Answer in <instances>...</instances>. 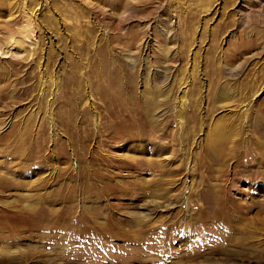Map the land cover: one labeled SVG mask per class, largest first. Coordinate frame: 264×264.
<instances>
[{"label": "rangeland", "instance_id": "374dc122", "mask_svg": "<svg viewBox=\"0 0 264 264\" xmlns=\"http://www.w3.org/2000/svg\"><path fill=\"white\" fill-rule=\"evenodd\" d=\"M0 121V264H264V0H0Z\"/></svg>", "mask_w": 264, "mask_h": 264}, {"label": "bare ground", "instance_id": "6f19581e", "mask_svg": "<svg viewBox=\"0 0 264 264\" xmlns=\"http://www.w3.org/2000/svg\"><path fill=\"white\" fill-rule=\"evenodd\" d=\"M64 117H62L63 118V121H65L66 123H68V121H69V123L71 122V118L70 117H67V116H65V115H63ZM52 121V120H51ZM0 130L2 129V127H3V125H4V122L3 121H0ZM51 124L52 125H55L56 123L55 122H51ZM73 125V124H72ZM69 140V139H68ZM130 159V158H129ZM142 161V160H141ZM134 162H137V161H134ZM147 162H149V160H147ZM83 167V166H82ZM84 171V174H86V178H90V175H91V173H89L88 172V170L86 169V168H84L83 169ZM82 174V173H81ZM21 181V180H20ZM36 183V182H35ZM152 202V201H151ZM7 204V203H6ZM29 206V205H28ZM24 209H27V210H31V209H33L32 207L30 208V207H25V208H23V207H21V208H19V207H17V209H15V210H17V211H21V210H24ZM151 214L150 213H144V214H142L141 216H143V217H148V216H150ZM94 217V216H93ZM96 223V222H95ZM98 223V222H97ZM68 225H70V224H68ZM67 225V226H68ZM99 225V224H98ZM0 226H1V224H0ZM88 227V226H87ZM90 227V226H89ZM59 228V227H58ZM70 228V227H69ZM92 228V227H91ZM55 229V228H54ZM66 229V228H65ZM65 229H63V228H60V231H58L59 229H57V231L59 232V236H58V232H57V239H61V238H63V239H65V242H72L74 239H77V238H79V237H83L86 241L85 242H88V243H85V244H93L94 246H96V244H100V240L99 241H94V243L93 242H91L90 241V238H92V236L93 235H95V234H103V232L102 231H100L99 230V228H96V230L95 229H91V231H85L84 229V231L83 232H80V233H78L77 232V230L74 232V231H72V229H68V230H65ZM0 230L1 231H5L6 233H7V235H5V238L3 239V241H1L2 243L0 244L1 246H0V253L1 254H3L2 252H6V251H8L9 250V247H10V243H9V238H14V236H15V232L13 231V228H11V226L9 227L6 223H3L2 224V226H1V228H0ZM106 236V235H105ZM56 237V236H55ZM56 239V238H55ZM14 240V239H13ZM63 253V252H62ZM5 255H6V253H5Z\"/></svg>", "mask_w": 264, "mask_h": 264}]
</instances>
